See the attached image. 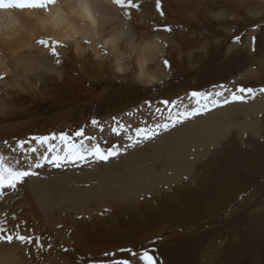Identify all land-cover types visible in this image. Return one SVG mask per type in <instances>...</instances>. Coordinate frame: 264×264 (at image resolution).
<instances>
[{
    "label": "rangeland",
    "instance_id": "1",
    "mask_svg": "<svg viewBox=\"0 0 264 264\" xmlns=\"http://www.w3.org/2000/svg\"><path fill=\"white\" fill-rule=\"evenodd\" d=\"M133 3L101 6L98 29L120 35L123 73L99 38L100 57L87 42L81 54L61 46L60 57L31 55L44 67L0 79V155L16 158L22 141L37 149L14 167L34 174L0 196V227L38 238L0 248L15 264H147L145 253L152 264H264V0ZM151 42L147 84L135 60ZM207 115L227 124L194 131ZM170 130L178 136L163 138ZM61 133L84 145L83 159L63 158ZM53 135L54 151L33 140ZM93 145L107 160L88 153Z\"/></svg>",
    "mask_w": 264,
    "mask_h": 264
},
{
    "label": "bare ground",
    "instance_id": "2",
    "mask_svg": "<svg viewBox=\"0 0 264 264\" xmlns=\"http://www.w3.org/2000/svg\"><path fill=\"white\" fill-rule=\"evenodd\" d=\"M103 3H112V0H58V3L51 7L48 11H22L15 9L0 10V76H6L8 74L13 75L17 72L25 74L29 71L42 68L43 60L40 61L37 58L38 55L42 58L46 55V53L48 56L52 55V52L50 48H46L38 43V40L41 38L48 40L55 39L64 45H72L75 52L79 54L85 51L82 42H87L89 46L92 47L96 57L99 56V52L96 48L98 47L97 41L100 38L102 45L110 49V51L114 54L117 70L120 73H123L125 68H123L122 64L119 62V58L122 54L118 50V46L115 43L120 35L117 34L113 37H104L102 36V32L98 29L99 26H102L106 22V13L101 10ZM128 42H130V40ZM134 44L136 43L134 42ZM134 44L131 40L130 46L132 47V50H135V47L137 46ZM158 44L159 43L157 42H151L143 48L140 55L137 57L135 56L138 78L143 81L145 79L147 84L154 82L156 79V75L147 72L146 64L148 59L155 58L158 55V52L156 51ZM61 49L62 48H60V50L56 49V51H61ZM26 52L28 55L23 57ZM32 54L38 55L36 58H33L31 56ZM20 58L24 59L20 60ZM14 60H19L20 62L17 61L19 64H12V61ZM156 67L160 72L163 70L160 64H157ZM256 106L257 105H254V107ZM214 119L215 116L213 117L212 115H207L205 118L201 117L196 120L194 119L195 124L191 123L190 125L193 126L194 131H201L202 128L218 129L219 127L227 124L226 122L221 121L220 126H218L214 122ZM210 120L211 122L205 126V124ZM172 130L163 134V138H173L178 136L175 135L177 130L174 132ZM29 145L30 144H25L23 147H16L19 151V155H17L16 158H10L6 155L0 156H3L5 158V163L12 167H15L19 163L24 165L27 163L28 155L37 152L36 148L35 152L31 151V146L29 147ZM39 146L41 145L38 144V148ZM63 147L64 145L61 144L58 148H60V150H65ZM39 154L41 155V153ZM22 158H26L27 160H22ZM57 194V197H59V203L63 204L68 202V200L64 197V193L58 192ZM41 203L45 204V200L42 199ZM11 251L10 247L0 248V264H15V259L13 258Z\"/></svg>",
    "mask_w": 264,
    "mask_h": 264
},
{
    "label": "snow or ice",
    "instance_id": "3",
    "mask_svg": "<svg viewBox=\"0 0 264 264\" xmlns=\"http://www.w3.org/2000/svg\"><path fill=\"white\" fill-rule=\"evenodd\" d=\"M58 3V0H0V10H27V11H48L51 7L56 5ZM112 3L120 6L121 8H124L125 6H131V7H137L133 3V0H112ZM157 7H159V0H157ZM237 40H239V37H237ZM38 43L43 45L46 48H50L52 55L58 57V52L56 51L57 47L61 46H67L62 44L60 41H57L55 39H45L41 38L38 40ZM57 63H59V60L57 59ZM167 61H165V64L167 65ZM3 77L0 76V79ZM239 93H248V94H254L255 90L252 88H239L237 90ZM261 92H264V88L260 89ZM221 93H216V95H220ZM193 97H206L205 93H199V92H193L191 94ZM245 99L244 95H237L236 93L232 94V100L233 101H243ZM228 99L225 98L224 103H228ZM165 103H168L165 101ZM215 103V101H214ZM199 111V109H195L193 113L196 114ZM93 125H96L98 122L96 120L92 121ZM165 129L167 128V125L163 126ZM113 131H116V129H113ZM143 130L137 129V134L139 135ZM76 136H83L84 130L80 129L75 133ZM56 137L53 136H38L33 137V140L36 141L37 144L40 145H48V151H54L55 146L50 144L49 141L52 139H55ZM147 135H145V139H147ZM59 139L65 146V154L64 159H71L73 156H78L79 158L83 159V156L80 155L78 151L79 148H83L84 145L81 143L79 146L76 144H70L69 143V137L66 134L61 133ZM89 139H92L89 137ZM24 142H20V147H23ZM31 151L35 152L36 149L33 148ZM89 154L94 155L99 160H107L108 156L104 155V152L99 148L98 145H93L90 149L87 150ZM113 151L111 149L108 150V155H113ZM48 157L46 155L42 156V160H47ZM57 162L56 166H59V160L61 157L53 156L52 158ZM42 164L40 162H37L35 164V167L39 168ZM31 171H26L22 169L14 168L10 165H7L5 163V158L3 156H0V196H3L4 189H15L16 185L23 181V178L29 175H33ZM4 229L0 227V243L7 242L9 244L15 242H18L22 245H30L34 242H38V238H33L28 235H22L19 232H16L13 234L3 235ZM42 247V246H41ZM49 248H51V245H48ZM67 251V249H65ZM135 255V253H133ZM147 258V264H152V258L147 256V253L144 254V256L141 257V259ZM114 264H130V261L128 260H121V261H115Z\"/></svg>",
    "mask_w": 264,
    "mask_h": 264
}]
</instances>
